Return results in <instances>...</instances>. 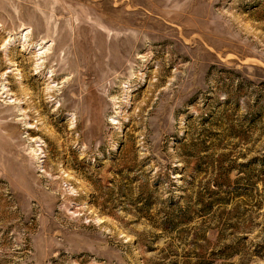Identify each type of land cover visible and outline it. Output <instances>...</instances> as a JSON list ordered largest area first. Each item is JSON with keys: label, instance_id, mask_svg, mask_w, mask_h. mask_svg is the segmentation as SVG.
<instances>
[{"label": "rangeland", "instance_id": "rangeland-1", "mask_svg": "<svg viewBox=\"0 0 264 264\" xmlns=\"http://www.w3.org/2000/svg\"><path fill=\"white\" fill-rule=\"evenodd\" d=\"M0 264H264V0H0Z\"/></svg>", "mask_w": 264, "mask_h": 264}]
</instances>
